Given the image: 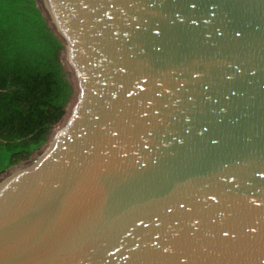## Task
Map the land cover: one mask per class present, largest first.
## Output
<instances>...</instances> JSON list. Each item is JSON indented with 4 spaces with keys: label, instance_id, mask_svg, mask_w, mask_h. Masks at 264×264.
Wrapping results in <instances>:
<instances>
[{
    "label": "water",
    "instance_id": "water-1",
    "mask_svg": "<svg viewBox=\"0 0 264 264\" xmlns=\"http://www.w3.org/2000/svg\"><path fill=\"white\" fill-rule=\"evenodd\" d=\"M34 2L70 96L0 264H264V0Z\"/></svg>",
    "mask_w": 264,
    "mask_h": 264
},
{
    "label": "trees",
    "instance_id": "trees-1",
    "mask_svg": "<svg viewBox=\"0 0 264 264\" xmlns=\"http://www.w3.org/2000/svg\"><path fill=\"white\" fill-rule=\"evenodd\" d=\"M61 50L34 0H0V175L39 149L64 113Z\"/></svg>",
    "mask_w": 264,
    "mask_h": 264
}]
</instances>
